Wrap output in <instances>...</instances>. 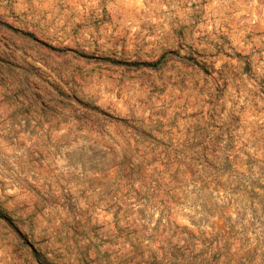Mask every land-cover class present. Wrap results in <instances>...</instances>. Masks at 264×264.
I'll use <instances>...</instances> for the list:
<instances>
[{
  "label": "rangeland",
  "instance_id": "obj_1",
  "mask_svg": "<svg viewBox=\"0 0 264 264\" xmlns=\"http://www.w3.org/2000/svg\"><path fill=\"white\" fill-rule=\"evenodd\" d=\"M0 264H264V0H0Z\"/></svg>",
  "mask_w": 264,
  "mask_h": 264
},
{
  "label": "trees",
  "instance_id": "obj_2",
  "mask_svg": "<svg viewBox=\"0 0 264 264\" xmlns=\"http://www.w3.org/2000/svg\"><path fill=\"white\" fill-rule=\"evenodd\" d=\"M144 66L155 68L157 66V63L154 64L145 63Z\"/></svg>",
  "mask_w": 264,
  "mask_h": 264
}]
</instances>
